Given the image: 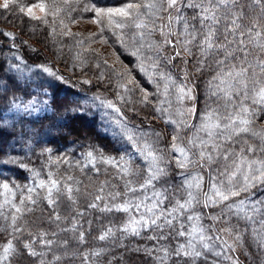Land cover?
I'll return each instance as SVG.
<instances>
[{
    "label": "snow or ice",
    "instance_id": "obj_1",
    "mask_svg": "<svg viewBox=\"0 0 264 264\" xmlns=\"http://www.w3.org/2000/svg\"><path fill=\"white\" fill-rule=\"evenodd\" d=\"M73 5L80 6V0H36L30 5L20 0H0V9L5 12L17 10L44 25L50 24V17L53 24L58 20L59 34L68 37L79 36L62 17V13L70 14ZM83 11L94 14L90 22L97 25L99 32L96 40L93 36L97 34L89 35V47L94 42L107 43L103 35L107 29L121 47L135 57L139 72L164 97L155 111L172 125L171 140L166 147L174 155L169 156L160 146L161 133L140 131L129 126L127 118H113L110 147L99 143L85 130L82 161L73 164L67 156L54 158L52 150L46 147L49 141L37 139L43 134L35 127H27L41 119L33 117L34 113L41 110L47 113L49 109L54 115L57 112L89 115L94 114L93 109L104 110L103 115L109 114L107 110L120 117L123 113L113 100L98 93L88 96L83 89L54 106L56 89L70 80L51 63L28 65L19 54L16 35L0 31L10 42L7 51L11 54L5 58L4 71L8 80L0 81V93H3L0 95V141L8 137L9 148L19 145L25 158H29V153L45 157L41 167L48 169L47 179H44L41 168H30L10 151H0V163L24 169L30 173L25 180H32L31 184L10 185L6 178L0 183L3 196L0 202V264H65L76 259L80 264H103L104 255L117 241L127 248L123 244L125 239L141 237L145 232L150 233L147 238L155 243L151 247L128 250L143 251L152 264H200L201 260L208 259V253L240 264L238 255L227 253H236L237 248L243 246V236L249 228L253 245L258 254L264 255V198H256L257 192L264 195V123H258L264 120V0H250V3L244 0H126L117 6L86 3ZM76 22L70 19V23ZM125 29H129L130 34H126ZM157 33L162 38L160 41L152 39ZM50 34L54 37L57 28L51 27ZM76 43L83 47L85 42L78 39ZM165 46H171L175 54L166 56ZM193 48L199 53L195 60L196 72L203 71L209 61L214 65L206 95L215 98L216 106L206 105L198 124L190 122L196 112V87L189 83L188 61L184 60L180 83L160 67L162 60L170 63L176 56H193ZM116 59L120 62L119 57ZM74 60L80 64H73V67L79 66L82 70L86 62L79 52ZM103 63L108 65V60L103 59ZM109 67L118 77L117 87L124 93H117V99L124 103L125 96L139 88V83L126 68L121 70L115 63ZM26 70L30 74H26ZM156 77L163 81L162 92ZM100 79H103L102 74ZM80 84L91 86L92 81L81 78ZM173 89L177 105L175 118L173 101L169 99ZM140 92L143 94L141 103H149V93L143 88ZM61 124L62 127L56 128L59 134L73 135L66 120ZM190 128L192 134L185 136L183 133ZM134 156H138L142 164H136ZM173 163L175 168L185 170L179 173L183 177L179 183L183 199L177 198L175 193L170 196L168 191ZM53 164L57 171L62 164L69 169L75 167L81 173L89 166L99 173L97 164L116 170V176L123 182V194L110 192L111 199L107 201L102 195L108 186L104 181L98 190L101 194L88 205L101 212L124 214L119 223L110 221L101 227L95 239L102 246L81 251L88 240L75 217L70 228L60 229L73 234L75 246L68 239L58 241L57 232L47 231L27 219L42 210L40 203L45 201L53 207L59 227L61 216L54 206L62 197L73 206L77 204L74 192L80 191L81 181L68 172L57 178L56 172L51 170ZM190 168L198 170L186 171ZM148 191L151 196L146 194ZM137 192L141 195L137 196ZM102 200L105 201L102 206L96 203ZM197 206L219 208L220 211L208 214L212 223L205 225L204 214L197 211ZM77 215L83 213L77 210ZM233 217L237 221L235 224ZM221 221L225 226L217 229L216 224ZM240 221L245 222L243 229ZM220 232L232 236V242L221 237ZM246 254L251 258V253Z\"/></svg>",
    "mask_w": 264,
    "mask_h": 264
},
{
    "label": "rangeland",
    "instance_id": "obj_2",
    "mask_svg": "<svg viewBox=\"0 0 264 264\" xmlns=\"http://www.w3.org/2000/svg\"><path fill=\"white\" fill-rule=\"evenodd\" d=\"M27 1V0H25ZM92 1H97V0H80V6H71V11L69 15H65L62 13V17L64 18V21L66 24L69 25V28L71 31L76 34L78 33L79 36H73V37H68V36H63L60 35V28H59V21L57 20L54 24L51 22V17L49 18L50 24L49 25H44L40 23L39 21H33L30 20L26 15H24L26 18L23 21L16 22L10 19V17H13L12 12H5V15L0 16V31L3 32H12L16 36H18L22 41H26L25 44H22L21 47L19 48V52L22 54H36L38 53L39 56L45 57L47 60L50 61L52 66L56 69H58L60 72L65 74L67 79L70 80V83L68 84H61L58 89L55 91V96L57 100H64L65 98H71L72 94L74 92H77L81 89L87 91L89 89V85H82L80 84V79L81 78H87L92 81L91 85H94V87L98 91H92L90 93V96L93 95V93H98L103 97H106L107 99L113 100L117 107L121 109V112L123 113V117H120L119 114L112 112V110H107L109 113L108 115H103L104 110L97 111L96 109H93L92 112L94 114H89V115H83L86 118L89 119L88 124H93L96 127L97 131H95L94 126L91 127H84L85 121H79L77 122L74 120L75 124L80 125L83 127V132L87 130L90 133H94L95 135L98 136V141L99 143L106 145V146H111L112 144V124L111 121L113 118L117 119H124L127 118V123L129 126L138 129L140 131L144 132H158L156 130H159V133H161V139H160V146L165 148V151L169 156L174 155V153L168 152L167 145L170 143L171 140V134H172V125L168 124L165 122V120H161L160 124L157 126L155 125V122H153V125L156 130L150 129V130H141L137 127L136 123L134 121H131L132 118L136 120L137 122H143L145 120L146 122L149 121H157V118L153 116V108L154 107H159V101L163 100L164 97L162 95H159L157 93V88L154 86L153 83H151L147 77H145L143 74H141L136 67V59L135 57L131 56L128 52L124 50V48L121 47V45L116 41V38L112 36L111 32L108 31L107 29L103 33V35L107 38V43L104 42H94L90 44L89 47V40L88 37L90 34H97V36H93V39L96 40L99 32H98V27L94 23L90 22V19L93 17L92 12H84L83 11V5L86 3H93ZM102 3L99 5H106V6H117L119 4H122L126 2V0H99ZM97 1V4L98 2ZM21 2V0H20ZM36 2V0H32L31 3H23L25 5H30L32 3ZM1 14V13H0ZM70 19H75L77 20L76 23H70ZM37 29L34 30L33 28ZM51 27H56L57 28V34L53 37L50 34V29ZM29 33V34H28ZM126 34H130L129 29H125ZM127 38V37H126ZM78 39H83L84 40V46L81 47L76 43V40ZM152 39L156 41H160L162 38L159 36V34H155ZM173 40L176 39L175 36L172 37ZM182 39V37H181ZM2 43V39H0V44ZM29 45H31V49H35V51H32L29 48ZM181 49L183 46H180ZM99 52L101 55L97 56L94 51ZM80 53L81 59L85 61L86 63L83 66V69L81 70V67H73V64L79 65L80 61L74 60V57L76 53ZM197 52L196 49H193V56H176L174 60H172L170 63H166L163 60L161 61V69L165 72H170L172 76L175 78L177 83L182 82L183 80V75H184V60L186 59L188 61L187 64V69L190 73L189 76V83L194 84L196 87V100H195V106H196V112H195V117L190 121L192 124H198L199 123V118L201 115L202 110L205 109L206 105H211L212 107L216 106V101L215 98H209L206 95V89L208 87V84L205 82L206 76L203 75L201 72H196L195 68L197 67L195 60L199 56V53ZM164 53L166 56H173L174 50L171 46H165L164 48ZM117 57H119V61L117 62ZM42 58V57H41ZM103 59L108 60V65H105L103 63ZM38 60V59H37ZM1 61V60H0ZM99 63L100 66L97 67L96 64ZM116 65L117 68L124 70L125 68L129 70L132 74V76L135 78L136 81L139 83V88H136L133 92L127 94L125 96V102L121 103L117 99V93H120L121 95H124L123 90L117 87V82H118V77L113 73L112 68L109 67V65L114 64ZM4 64V63H3ZM27 72V71H26ZM30 74V73H29ZM101 74L103 75V79H100ZM157 81L160 83V91H163V81H160L158 77H156ZM75 85V87L73 86ZM98 86V88L96 87ZM61 86H64L65 88L70 87L68 89L71 93H68L67 95L64 94L62 91L63 88ZM131 87V86H130ZM140 88H143L147 93H149L148 100L150 101L147 104L141 103L142 99V93L140 92ZM88 92V91H87ZM63 93V94H62ZM174 89L170 91L169 99L173 101V108H172V113L175 118V108L177 105L175 104V97H174ZM130 97V99H129ZM166 106V105H165ZM155 108V109H156ZM49 109L48 111H50ZM134 115V117L131 118V114ZM62 116H64V113H61ZM53 125L56 124L55 119L53 121ZM48 122V123H51ZM258 123H264V120L258 122ZM103 125V127L101 126ZM79 126V127H80ZM78 127V128H79ZM77 128V129H78ZM83 132H81L83 134ZM193 132V129H187L183 133L185 136H190ZM99 137L103 140H100ZM75 138V137H74ZM9 138L5 137L2 141H0V151H10L11 155L17 159L20 160L23 154H19V148L18 145L16 146L15 149L9 148ZM8 140V141H7ZM7 142V143H6ZM85 143V142H84ZM82 142H78V145H75V148L73 149V146H71L72 150L66 151L67 153H58L56 155H53L55 158L56 156H67L73 164L75 161H82L83 156L82 152L85 150L84 147H82ZM6 144V147H5ZM51 143H47L46 147H51ZM52 148V147H51ZM113 155L115 154L114 152L112 153ZM31 155V154H30ZM134 160L136 161V164H142V161L138 158V156H134ZM33 161V158H32ZM41 165V164H40ZM64 166H60L59 171L56 170V166L54 167V164L51 166V170L56 172L57 178L63 176L66 172L74 175V177L78 180L81 181L79 188L80 191L74 192V196L77 198V204L75 206L71 205V202L68 201L66 198H61L58 205L55 206V208L58 209V212L61 216V221L59 222V227H57V222H55V219H49L50 224L47 225L46 229L48 231H55L58 233L56 239L63 240V239H68L70 244L72 246H75L74 241L72 240V233L69 231H60V229H65V228H70L72 224V220L75 217L79 221V225L82 227V230L85 231L86 233V239L88 240V243L83 245L81 248V251H83L86 248H91L93 246H102L101 242L97 241L95 238L99 235L101 227L104 225H107L110 221L119 223L121 218L124 217L123 213H117L115 211L111 213H105L101 212L99 208H90L88 207L89 203L94 201V197L89 196V194H85V191L89 188V184H95L96 181L99 178H105L110 176L112 180L117 181L119 184H111L114 187H110L111 191L110 192H115L117 189H123V182L116 176V170L111 168L110 166H105L102 164H97V167L100 168V172L96 173L94 170L91 169V166L89 168L84 169V172L81 173L79 169L73 167L72 169L68 168V165L62 164ZM16 165H5L3 163H0V183L4 182L5 179L7 178V182L12 185L13 183L16 184H31L32 180L27 179L25 180V177H29L30 173H27V175H21L19 174L20 172L17 170ZM172 169L176 170L175 164H172ZM20 168V167H18ZM41 168V173H42V178L47 179L46 173L48 171L47 168ZM9 169L10 172L8 171ZM22 170V169H21ZM197 168H190L186 171L188 172H195L197 171ZM181 170L178 169V172L180 173ZM8 172V174H7ZM18 173V174H17ZM176 175V174H175ZM183 177L180 178L177 181L173 179V177H170L169 179V186H168V191L170 192L171 189H174L177 191V197L180 199L184 198V192L182 189L179 187V180L182 179ZM21 179H24L22 181H19ZM102 184L98 185V188L101 187ZM159 187V185H157ZM205 191H207V175L205 174ZM104 192H106V188H104ZM109 192V193H110ZM108 195V193L106 192ZM148 196H151V191H148L146 193ZM103 195V194H102ZM107 195H103L105 199L107 198ZM137 196H140L141 193L137 192ZM171 196V195H170ZM17 197L19 198V193H17ZM81 197L85 198L83 202H80L78 200L81 199ZM256 198H264V195L261 193L257 192V197ZM122 199V198H121ZM3 201V196L0 195V202ZM105 201H98L97 203L102 206V204ZM65 203V204H64ZM168 202H165V206H167ZM47 206V203L45 201H41L40 203V208L42 209L43 207ZM64 205L63 207H61ZM60 206V207H58ZM63 208V209H62ZM65 209V210H64ZM77 210L81 213H83L82 216L77 215ZM197 211L201 212L204 214V219L203 223L205 225H210L212 221L208 219V214H216L217 212L220 211L219 208H203L201 206H197ZM43 215V211H37L31 216L27 217L29 221H39L36 222L40 223L43 222L40 218ZM47 216V214H46ZM237 221L233 217L232 223L235 224ZM45 223V222H43ZM225 224L223 221L219 222L216 224V228H222L224 227ZM239 226L241 229L245 227V222L240 221ZM90 227V231H89ZM219 235L221 237H227L229 242H232L233 237L228 236L226 233L220 232ZM217 245H219V242H215ZM123 244L129 246H134V244H131V237H128L123 241ZM125 247L120 246V241H117L115 245L111 246V251L114 250H120L121 252L116 253L113 256H110L109 252H107L104 255L103 261L105 264L110 259V262L113 264H135V262L132 263L131 257H123L121 254L126 253L129 251ZM125 250V251H124ZM134 252V251H133ZM251 253V258L249 255L246 254ZM228 255H233L237 256L242 259H250L253 262H257V264H264V255L258 254L256 247L253 245L251 238H250V228L249 232L246 233L243 236V246H240L237 248L236 253H227ZM243 254V255H242ZM255 259V261H254ZM117 261V262H116ZM143 264L144 261H138V264ZM65 264H80V260H72V261H66ZM200 264H232L231 260H224L223 257H217L212 253H208V259L206 261L201 260ZM241 264V263H240ZM248 264V263H247Z\"/></svg>",
    "mask_w": 264,
    "mask_h": 264
},
{
    "label": "trees",
    "instance_id": "obj_3",
    "mask_svg": "<svg viewBox=\"0 0 264 264\" xmlns=\"http://www.w3.org/2000/svg\"><path fill=\"white\" fill-rule=\"evenodd\" d=\"M28 3H31L32 0H27ZM27 1L25 0H21V3H27ZM99 1V0H97ZM97 1H92L93 3H97ZM245 3H250V0H244ZM102 3L101 1L98 2V4ZM13 13V17L12 16L10 17L11 20L13 21H16V22H20V21H23L26 17L24 15H22V13H19L17 10H13L11 11ZM0 16L1 15H5L4 14V10L3 9H0ZM33 28V27H32ZM34 30H36L35 33H37V29L36 28H33ZM29 34V33H28ZM17 37V41H16V44H17V47L20 48L21 47V39ZM0 39H2V43L0 44V81H3V82H7L8 80V75L7 73L4 71V67H5V58L6 57H10L11 54L8 53V48L10 47V42L8 41V39L3 36V35H0ZM195 49V48H193ZM39 53V51H38ZM38 53L36 52V54H22L24 60L27 62L28 65H34V63H38V62H45V63H50L49 60H47L45 57L43 58V56H39ZM195 53H198L195 52ZM19 54L21 55V52H19ZM42 57V58H41ZM38 59V60H37ZM13 63H15V61H12ZM4 63V64H3ZM52 65V64H51ZM213 70H214V65L212 64L211 61H209L208 65L204 68L203 71H201V73L203 75L206 76V79L205 82L208 84V80L211 78V76L213 75ZM27 71V70H26ZM62 73V72H61ZM26 74H29L26 72ZM63 74V73H62ZM65 77H67L65 74H63ZM21 83H23V81H21ZM63 88L64 91H62L64 94H68V93H71L68 89H70V87H67L65 88L64 86H61ZM96 87L98 88V86L96 85ZM90 90H87V95L90 96V93H92V91H98L94 85H91L89 87ZM62 93V94H63ZM0 95H3V93H0ZM60 102V100H59ZM2 103V102H0ZM54 106H58V105H54ZM155 108H153V116L157 118V121H149V122H146L145 120H143V122H137L136 120H134V115L131 114L129 111V113L131 114V121H134L137 125V127L141 130H150V129H153V130H156L154 129L155 125H159L161 120H163V118L160 117V115L155 111ZM62 112H57L55 115L52 113V111H47V113H45L43 110H41L40 112L38 113H34L33 114V117H36V116H39L41 117V119H39L38 121H36L34 124H28L27 127L31 128V127H35L37 130H39L43 135L40 136V137H37V139H46L48 140L49 142L48 143H51V147H48L52 150V156L53 155H56L58 153H67L66 151H69V150H72L71 146H73V149L75 148V145H78L77 143L79 142H82L84 143V136L81 132H83V127H81L80 125L81 124H84V123H81L80 125L78 124H75L74 120L77 122V120L79 121H85V126L84 127H91V126H94V123L93 124H88L90 121L88 118H86L85 116L83 115H76V114H68V113H64V116L61 115ZM11 116V114H10ZM55 119L56 121V124L53 125V121ZM161 119V120H160ZM67 122V127H71L70 129L73 130V135L71 136H65V135H61L57 132L56 128L57 127H62L63 125L61 124L62 121H65ZM48 122H51V123H48ZM153 122H155V125L153 124ZM154 125V126H153ZM80 126V127H79ZM79 127V128H78ZM78 128V129H77ZM75 129V131H74ZM94 129L95 131H97L96 127L94 126ZM159 132V130H156ZM90 133V132H89ZM93 137H95L96 139H98V136L95 135V132L94 133H90ZM75 137V138H74ZM100 140H103L99 137ZM9 140V139H8ZM7 140V141H8ZM7 143V142H6ZM5 147H6V144H5ZM18 148H19V145H18ZM37 153L39 152V149L36 150ZM19 154H23V152L20 151L19 149ZM29 153V158H25L24 157V154L22 155V157L20 158L21 161H23L24 163H28L29 164V167H41L40 164H42V161L45 159V157H39L38 155H34V154H31ZM32 158H33V161H32ZM61 166H64V165H61ZM55 167V165H54ZM22 168H18L17 167V170L20 172L19 174L21 175H27V173L29 172H26L24 169ZM11 169H9L8 171L10 172ZM8 174V172H7ZM18 174V173H17ZM176 174V175H175ZM170 177H173V179L175 181H177L179 179V172H178V169L176 170H173L171 171V176ZM181 178V176H180ZM24 179H21L19 181H22ZM181 180V179H180ZM180 180L178 181L180 183ZM104 181H107L108 182V186L105 187L106 188V192L109 193L111 191L110 187H113V185L111 184H115V187H116V184H119L117 181L114 182V180H112V178L110 176L108 177H105V178H99L95 184H89V188L87 189V191H85V194H89V196L91 197H95L96 195L98 194H101L98 190V185L102 184ZM121 189H117V191H119L121 194H123L124 192V186H123V189L122 187H120ZM106 192H103V195H107ZM116 192V191H115ZM170 195L175 193V196L177 197V191L174 190V189H171L170 190ZM121 198H123V196H121ZM179 198V197H177ZM77 199V198H76ZM85 198L81 197L79 201L80 202H83ZM110 197L107 195V198L106 200L107 201H110ZM97 203V202H96ZM65 204V203H64ZM61 206V205H60ZM58 206V207H60ZM64 205H62L61 207H63ZM55 207V206H54ZM60 207V208H61ZM63 209V208H62ZM65 210V209H64ZM42 211H43V215L42 217L40 218L43 222H40V223H37V225H39L40 227L44 228L45 230L48 231V229H46L47 225L50 224V221H48L49 219H52L54 218V212H53V207H49L48 205L45 206L42 208ZM55 211L58 212V209L55 208ZM47 214V216H46ZM36 222H39V221H35ZM150 233L148 232H145L142 234L141 237H131V244H134V246H131L129 249H132L134 247H140V248H144V247H151L155 241H152V240H149L147 237ZM223 237V236H222ZM127 248V249H128ZM125 251V250H124ZM118 252H121L120 250H114V251H110L109 254L110 256H113L115 255L116 253ZM123 257H131V261L132 263L136 261L135 264H138V261H144L143 264H152V260L150 257L146 256L144 254L143 251L141 252H133V251H127V254L124 252L121 254ZM243 255V254H242ZM104 258V257H103ZM110 261V259H109ZM109 261L107 262V264H109ZM239 261L241 264H252V261L250 259H242V258H239ZM255 261V259H254ZM117 262V261H116ZM103 264H105V262L103 261ZM113 264V262L111 263ZM141 264V263H140ZM253 264H257V262H253Z\"/></svg>",
    "mask_w": 264,
    "mask_h": 264
},
{
    "label": "bare ground",
    "instance_id": "obj_4",
    "mask_svg": "<svg viewBox=\"0 0 264 264\" xmlns=\"http://www.w3.org/2000/svg\"><path fill=\"white\" fill-rule=\"evenodd\" d=\"M59 100H57V98H56V105H59ZM68 128H71V127H68ZM74 131H75V129H74Z\"/></svg>",
    "mask_w": 264,
    "mask_h": 264
}]
</instances>
